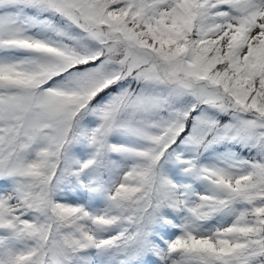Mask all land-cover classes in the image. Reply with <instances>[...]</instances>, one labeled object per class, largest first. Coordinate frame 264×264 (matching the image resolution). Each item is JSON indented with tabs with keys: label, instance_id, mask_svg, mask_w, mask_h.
<instances>
[{
	"label": "snow or ice",
	"instance_id": "snow-or-ice-1",
	"mask_svg": "<svg viewBox=\"0 0 264 264\" xmlns=\"http://www.w3.org/2000/svg\"><path fill=\"white\" fill-rule=\"evenodd\" d=\"M0 264H264V0H0Z\"/></svg>",
	"mask_w": 264,
	"mask_h": 264
}]
</instances>
